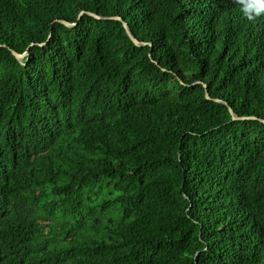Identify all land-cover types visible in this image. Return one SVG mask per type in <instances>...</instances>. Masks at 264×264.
Returning <instances> with one entry per match:
<instances>
[{"label": "trees", "instance_id": "obj_1", "mask_svg": "<svg viewBox=\"0 0 264 264\" xmlns=\"http://www.w3.org/2000/svg\"><path fill=\"white\" fill-rule=\"evenodd\" d=\"M0 264H264V0H0Z\"/></svg>", "mask_w": 264, "mask_h": 264}, {"label": "water", "instance_id": "obj_2", "mask_svg": "<svg viewBox=\"0 0 264 264\" xmlns=\"http://www.w3.org/2000/svg\"><path fill=\"white\" fill-rule=\"evenodd\" d=\"M81 14H82V12L79 13V15H81ZM93 15L96 16V17H98V15H96V14H93ZM113 17L119 19L118 16H113ZM63 22H64L65 24H67V25H70V24H68V23L65 22V21H63ZM123 26H124V28H125V30H126L127 35L130 37V39H131L135 44H137V45L145 44V42H139V41L137 40V38H136V37L132 34V32L130 31V29H129V27H128V25L126 24L125 21L123 22ZM12 52H13V54H14L17 58H20V57H21V54L17 53L16 51H12ZM205 94H206V97L209 98V95H208V92H207V91H205ZM229 111L231 112V114H232V118H233V119L244 118V116H237V115L233 112V110H232L231 108L229 109Z\"/></svg>", "mask_w": 264, "mask_h": 264}]
</instances>
